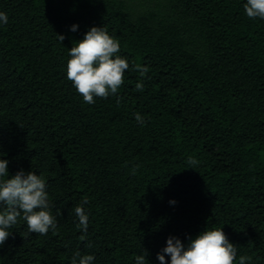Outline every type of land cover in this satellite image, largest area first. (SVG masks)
I'll return each mask as SVG.
<instances>
[{"label": "trees", "instance_id": "16d2710c", "mask_svg": "<svg viewBox=\"0 0 264 264\" xmlns=\"http://www.w3.org/2000/svg\"><path fill=\"white\" fill-rule=\"evenodd\" d=\"M246 3L0 0V159L10 177H44L58 224L39 235L19 218L0 264H72L77 251L93 264H136L146 251L160 264L170 237L187 247L217 228L236 264H264V20ZM92 27L119 41L130 67L118 94L90 105L67 61ZM85 197L82 241L74 208Z\"/></svg>", "mask_w": 264, "mask_h": 264}, {"label": "clouds", "instance_id": "9594fccd", "mask_svg": "<svg viewBox=\"0 0 264 264\" xmlns=\"http://www.w3.org/2000/svg\"><path fill=\"white\" fill-rule=\"evenodd\" d=\"M249 19L264 20V0H247L244 5ZM0 23L7 24L8 16L0 12ZM78 26L73 25L71 31H77ZM63 43L65 36L58 35ZM120 43L108 34L105 27H92L83 40L75 43L69 50L70 59L67 61V79L72 83L77 93L82 96L87 104H95V98L107 99L111 95L118 94L124 84L125 72L129 69V62L122 58ZM134 71L146 76L149 69L146 66L135 64ZM137 91H143V83L136 84ZM120 103V100H117ZM138 124L144 125V118L135 114ZM188 165L196 166L198 161L189 157ZM139 166L133 167L131 174L135 175ZM46 180L42 175L34 172L25 173L19 171L10 177L8 161L0 159V248L12 235L8 229L16 225L19 218L27 222V230L30 233L47 235L49 230L55 234L57 219L50 212L49 195L46 190ZM88 203L85 197L79 206L74 208L78 217V229L84 235L88 231L89 216L85 212L84 205ZM170 203L175 204V201ZM190 243L185 247L184 243L175 237L167 240V246L162 253L157 255L160 264H167L165 255L170 256L171 264H236L237 247L229 242L223 229L206 230L195 239L189 237ZM147 252L135 257L136 264H146ZM93 255H83L79 251L72 256V264H93ZM250 256H239V264H247Z\"/></svg>", "mask_w": 264, "mask_h": 264}]
</instances>
